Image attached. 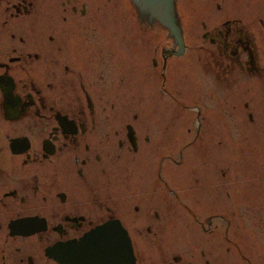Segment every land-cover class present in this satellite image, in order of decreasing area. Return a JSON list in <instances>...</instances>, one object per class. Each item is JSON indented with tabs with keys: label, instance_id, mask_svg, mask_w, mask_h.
<instances>
[{
	"label": "flooded vegetation",
	"instance_id": "af4514ba",
	"mask_svg": "<svg viewBox=\"0 0 264 264\" xmlns=\"http://www.w3.org/2000/svg\"><path fill=\"white\" fill-rule=\"evenodd\" d=\"M173 5L180 45L131 0H0V264H227L209 165L179 215V166L189 148L225 159L204 145L224 142L227 109L219 127L188 115L180 146L177 96L184 76L223 104L240 81L264 94V0Z\"/></svg>",
	"mask_w": 264,
	"mask_h": 264
},
{
	"label": "rangeland",
	"instance_id": "374dc122",
	"mask_svg": "<svg viewBox=\"0 0 264 264\" xmlns=\"http://www.w3.org/2000/svg\"><path fill=\"white\" fill-rule=\"evenodd\" d=\"M196 79L194 83L197 86L194 87L189 86V79H186V76L180 78L183 84L180 95L177 96L180 104L177 108L180 110L179 125L183 131L180 146L188 140L184 133L188 115L192 114L193 118L199 111L200 117L206 116L210 120L211 127H219L221 109L226 107L228 115L224 122L226 124L224 142L204 145L206 151L209 149L213 153H225L226 156L223 160L215 156L213 159H200L197 156L198 149H184L194 154L184 156V163L179 166L180 174L192 173L188 174L189 185L182 182L183 176L180 175L179 215H190L193 211L192 205L196 210L202 205V195L197 196L192 187L195 188L198 183L205 181L204 175L209 165L212 169L211 172L209 168L211 179L221 178L220 184L226 186L228 193L225 211L228 219L227 264H264V94L259 92L253 80L243 83L240 81L225 90L226 106L220 101V91L213 90L207 79L201 76H197ZM198 97L202 100L197 101ZM138 98L131 96V101L134 102ZM243 103H247L246 109L242 107ZM135 113L137 119H140V112ZM247 113L251 114L252 123L247 119ZM204 146L197 147L204 149ZM218 169H221L223 176L219 175ZM188 187L191 190L185 189ZM192 201L196 203L193 204ZM183 204L185 207H182ZM235 248L239 256L235 250L232 251ZM232 256L234 259H231Z\"/></svg>",
	"mask_w": 264,
	"mask_h": 264
},
{
	"label": "water",
	"instance_id": "95a60500",
	"mask_svg": "<svg viewBox=\"0 0 264 264\" xmlns=\"http://www.w3.org/2000/svg\"><path fill=\"white\" fill-rule=\"evenodd\" d=\"M139 10L152 17L160 25L165 27L175 41L181 44L180 29L176 22L173 0H131ZM81 256L91 258L93 256V246H88L80 252Z\"/></svg>",
	"mask_w": 264,
	"mask_h": 264
}]
</instances>
